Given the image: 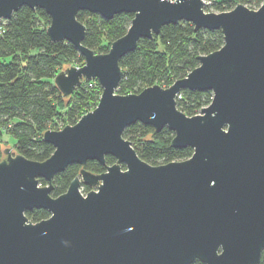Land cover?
<instances>
[{"label": "water", "instance_id": "obj_1", "mask_svg": "<svg viewBox=\"0 0 264 264\" xmlns=\"http://www.w3.org/2000/svg\"><path fill=\"white\" fill-rule=\"evenodd\" d=\"M204 0H0V24L26 5L50 16L52 41H69L84 56L55 76L65 97L97 79V105L74 124L47 129L45 160L4 149L0 160V264H259L264 250V2L205 11ZM110 19L133 13L108 52L84 44L80 11ZM181 20L195 31L221 29L224 44L168 87L118 93L121 59L143 38ZM183 88L212 91L200 113L178 108ZM174 132L172 146L192 155L154 165L124 136L136 122ZM116 161L106 165V156ZM90 160L106 165L95 173ZM82 166L53 196L54 177ZM44 178L47 184L42 185ZM83 185L91 189L84 194ZM43 208L47 218L27 211Z\"/></svg>", "mask_w": 264, "mask_h": 264}, {"label": "trees", "instance_id": "obj_2", "mask_svg": "<svg viewBox=\"0 0 264 264\" xmlns=\"http://www.w3.org/2000/svg\"><path fill=\"white\" fill-rule=\"evenodd\" d=\"M264 0H215L219 11L230 10L238 3L258 8ZM134 17L133 13H119L107 19L98 13L80 11L78 19L87 26L84 44L96 52H108L112 41L124 35ZM50 16L41 8L20 7L10 19L0 24V139L3 133L15 137L17 152L35 160H45L54 151L51 143L44 141L47 129H60L74 124L84 113L96 106L102 93L97 79L84 80L74 92L65 97L55 84L61 67L82 65L84 56L69 41H52L47 33ZM224 44L221 29L195 31L191 22L181 20L164 25L154 38H143L134 51L120 61L124 71L118 92H140L147 86H170L199 65L198 56L219 49ZM178 108L188 115L200 113L213 98L212 91L183 88ZM124 136L132 141L139 155L158 165L172 160H183L192 155L191 147L172 146L174 132L165 126L156 131L153 126L138 121L126 127ZM4 150L0 146V160ZM116 159L106 156V165ZM106 165L90 160L85 168L103 172ZM82 166L69 165L53 180V196L65 192ZM42 185L47 184L44 178ZM85 191L90 187L83 185ZM33 221L47 218L48 210L39 208L27 211ZM192 264H204L196 260ZM259 264H264V250Z\"/></svg>", "mask_w": 264, "mask_h": 264}, {"label": "rangeland", "instance_id": "obj_3", "mask_svg": "<svg viewBox=\"0 0 264 264\" xmlns=\"http://www.w3.org/2000/svg\"><path fill=\"white\" fill-rule=\"evenodd\" d=\"M257 9V8H256ZM69 66H71L70 63L64 64L60 70H66ZM118 92V89H117ZM119 93V92H118ZM95 107V106H94ZM92 107L91 109H93ZM90 109V110H91ZM65 125H63V122L60 120L59 121V127L60 129L63 128ZM0 146L4 150L5 148L10 147L14 153L17 152V149L15 148V137L9 135L7 132L3 133L1 139H0ZM5 155V154H4ZM91 189V188H90ZM81 190L84 194H86L88 191L84 190V186L81 187Z\"/></svg>", "mask_w": 264, "mask_h": 264}, {"label": "built area", "instance_id": "obj_4", "mask_svg": "<svg viewBox=\"0 0 264 264\" xmlns=\"http://www.w3.org/2000/svg\"><path fill=\"white\" fill-rule=\"evenodd\" d=\"M204 9L205 11H216V12H219V10H217L214 6V3H215V0H204ZM182 94L179 93L178 96H177V100L178 99H182Z\"/></svg>", "mask_w": 264, "mask_h": 264}]
</instances>
